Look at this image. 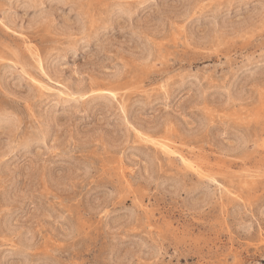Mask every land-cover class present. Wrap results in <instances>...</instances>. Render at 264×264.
Instances as JSON below:
<instances>
[{"label": "rangeland", "instance_id": "obj_1", "mask_svg": "<svg viewBox=\"0 0 264 264\" xmlns=\"http://www.w3.org/2000/svg\"><path fill=\"white\" fill-rule=\"evenodd\" d=\"M0 264H264V0H0Z\"/></svg>", "mask_w": 264, "mask_h": 264}, {"label": "bare ground", "instance_id": "obj_2", "mask_svg": "<svg viewBox=\"0 0 264 264\" xmlns=\"http://www.w3.org/2000/svg\"><path fill=\"white\" fill-rule=\"evenodd\" d=\"M40 14H41V13H40ZM47 15H48V14H47ZM40 17H41V16H40ZM81 20H82V19H81ZM89 30H90V29H89ZM80 89H81V88H80ZM79 91H83V90H79ZM83 93H84V92H83ZM42 131H43V130H42V128H41V129H40V132H41L42 135H44V134L42 133ZM44 133H45V132H44ZM39 136H40V135H39ZM45 136H46V134L44 135V137H45Z\"/></svg>", "mask_w": 264, "mask_h": 264}]
</instances>
